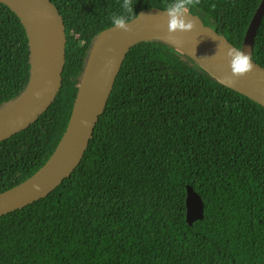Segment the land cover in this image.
I'll return each instance as SVG.
<instances>
[{
  "label": "trees",
  "instance_id": "1",
  "mask_svg": "<svg viewBox=\"0 0 264 264\" xmlns=\"http://www.w3.org/2000/svg\"><path fill=\"white\" fill-rule=\"evenodd\" d=\"M66 27L63 84L0 142V193L55 152L96 37L143 10H187L238 50L262 0H51ZM264 67V18L252 55ZM31 77L26 30L0 3V109ZM205 205L186 221V187ZM0 264H264V107L174 47L127 54L85 155L47 198L0 217Z\"/></svg>",
  "mask_w": 264,
  "mask_h": 264
},
{
  "label": "water",
  "instance_id": "2",
  "mask_svg": "<svg viewBox=\"0 0 264 264\" xmlns=\"http://www.w3.org/2000/svg\"><path fill=\"white\" fill-rule=\"evenodd\" d=\"M22 22L30 46L31 77L25 92L0 109V142L31 127L53 104L63 84L66 27L51 0H0ZM264 18V0L236 49L225 36L187 10L153 8L102 31L93 42L82 72L66 131L46 164L18 186L0 193V217L47 198L81 163L129 51L149 40L162 41L193 59L217 81L264 107V67L253 58L257 31ZM247 56L234 71L233 60ZM250 65L251 67H248ZM186 221H201L204 202L186 187Z\"/></svg>",
  "mask_w": 264,
  "mask_h": 264
},
{
  "label": "clouds",
  "instance_id": "3",
  "mask_svg": "<svg viewBox=\"0 0 264 264\" xmlns=\"http://www.w3.org/2000/svg\"><path fill=\"white\" fill-rule=\"evenodd\" d=\"M117 26L123 27L125 24V21L122 18H116L113 21ZM245 61H247V56H237L233 60V69L234 71H243L244 69L241 67L245 64ZM248 67H251L248 65Z\"/></svg>",
  "mask_w": 264,
  "mask_h": 264
}]
</instances>
